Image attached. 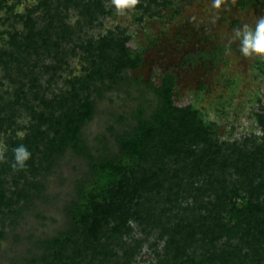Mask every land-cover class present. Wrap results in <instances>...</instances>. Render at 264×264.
<instances>
[{
	"label": "trees",
	"instance_id": "trees-1",
	"mask_svg": "<svg viewBox=\"0 0 264 264\" xmlns=\"http://www.w3.org/2000/svg\"><path fill=\"white\" fill-rule=\"evenodd\" d=\"M108 1H82L79 9L84 16L93 11L97 17L106 12ZM143 1L149 8L161 5L160 0ZM14 10L15 4L0 0V11L7 18ZM50 13L46 26L32 22L23 32L11 34V52L0 48V63L17 61L20 72L26 65L29 77L44 69L53 85L63 70L69 39L60 14H56L57 24ZM114 35L110 32L96 43L80 44L87 65L83 76L69 81L68 90L51 98L47 96L50 85L32 86L17 90L14 100L5 102L11 114L4 122L21 107L30 122L23 127L25 136L8 144V162H1L0 213L15 201L41 197L44 185L32 182L26 173L35 175L44 163L51 166L70 152L87 162L91 180L80 186V200L70 209L71 233L38 244L45 264L65 263L64 254L72 244L78 254L100 250L110 258L117 256V248L128 252L123 244L129 237L130 219L160 229L165 246L159 264H264V104L257 113L261 142L252 146L247 141L242 145L221 141L199 109L176 103L177 76L167 71L159 85L136 82L142 86L141 101L131 113L130 125L114 135L113 147H94L83 130L97 112L92 99L97 83H128L124 74L139 71L143 64L142 52L128 46V36ZM49 59L55 62L46 64ZM20 144L32 156L26 168L14 171L12 149ZM8 171L18 174L11 198L2 178ZM186 194L192 195L189 202L182 201ZM136 199L144 201L142 209L132 203ZM162 199L170 201L168 217L156 213L152 205ZM33 260L31 264H36Z\"/></svg>",
	"mask_w": 264,
	"mask_h": 264
},
{
	"label": "rangeland",
	"instance_id": "rangeland-1",
	"mask_svg": "<svg viewBox=\"0 0 264 264\" xmlns=\"http://www.w3.org/2000/svg\"><path fill=\"white\" fill-rule=\"evenodd\" d=\"M75 1L9 0V4H15L13 16L7 18L5 12L0 11L2 50L11 52V34L23 32L28 23L46 26L50 19V12L46 14L49 9H52L50 14L57 24L56 14H60L68 26L65 36L69 39L65 45L68 55L63 59L66 64L63 63V70L53 85L44 69H37L35 75L29 77L26 65L21 66L20 72L17 61L6 65L0 63V142L7 150L10 142L21 139L18 132L25 136L27 131L23 127L29 124L30 116L21 107L11 115V122H4V117L11 114L4 107L5 102L13 101L17 90L24 88L27 91L34 88L32 86L44 88L50 85L47 96L51 98L68 90L69 81L83 76V68L87 65L85 53L78 49L80 44L87 45L91 40L96 43L110 32L114 36H128V46L142 52L143 64L139 71L124 74L128 83H97L92 94L97 112L83 130L92 146L107 144L113 147L114 135L127 129L131 113L141 101L142 86L136 82L159 85L167 71L177 76L176 103L192 104L199 109L203 118L214 127L217 138L240 145L245 141L252 146L261 142L263 132L257 113L264 104V73L261 71L264 57L243 56L239 41L232 42V37L234 28L244 24L254 27L257 17L264 16V0H224L220 9L212 6L213 0H160L158 8L146 7L140 0L135 8L124 13H119L110 0L105 2L106 12L97 17L93 11L92 15L81 14L80 5L88 0ZM229 44L230 52L226 55L225 48ZM51 62L55 61L49 59L46 64ZM48 166L44 163L35 175L26 173L29 180L44 185L45 192L41 197L31 202L15 201L0 213V264H31L34 258L36 264H45L38 244L71 233L70 209L80 200V186L91 180L89 166L70 152ZM2 175L11 198L18 174L8 171ZM191 198L192 195L186 194L182 201L189 202ZM132 203L141 209L144 205L140 199ZM169 204L167 199H162L159 204L152 203L155 212L162 211L165 217L172 212H166ZM140 220L129 221V237L123 244L128 252L116 247L117 256L110 258L100 250L96 253L85 250L78 254L72 244L64 254L63 264H159L165 240L160 238L159 228H151Z\"/></svg>",
	"mask_w": 264,
	"mask_h": 264
},
{
	"label": "clouds",
	"instance_id": "clouds-1",
	"mask_svg": "<svg viewBox=\"0 0 264 264\" xmlns=\"http://www.w3.org/2000/svg\"><path fill=\"white\" fill-rule=\"evenodd\" d=\"M140 0H111V4L119 13H124L126 10L133 9L139 4ZM224 0H213L212 6L220 9ZM232 42L239 41V50L245 57L260 56L264 57V16L257 17L255 26L244 24L241 27L233 29ZM230 44L225 48V54H229ZM20 138H23L24 133H17ZM7 146L0 142V162H8L5 156ZM13 162L11 167L14 171L21 170L27 167L28 161L31 159L32 153L26 145L20 144L12 149Z\"/></svg>",
	"mask_w": 264,
	"mask_h": 264
}]
</instances>
